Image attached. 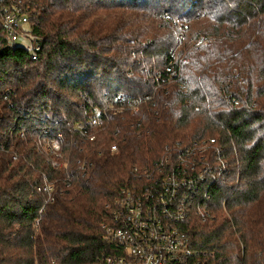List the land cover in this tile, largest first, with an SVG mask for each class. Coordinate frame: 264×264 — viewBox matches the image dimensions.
<instances>
[{
  "label": "trees",
  "instance_id": "1",
  "mask_svg": "<svg viewBox=\"0 0 264 264\" xmlns=\"http://www.w3.org/2000/svg\"><path fill=\"white\" fill-rule=\"evenodd\" d=\"M39 2L37 60L11 53L0 25V264H104L114 251L102 228L107 205L134 182L133 167L171 143L211 139L229 173L215 192L216 219L188 225L192 245L215 253L214 264H262L264 0ZM173 52L187 61L184 90L166 96L161 87L157 106H145L144 133L128 135L117 154L86 159L72 147L69 128L91 119L106 95L152 93L153 73ZM46 129L66 137L69 169L55 170L38 151ZM45 181L57 187L52 204L37 193Z\"/></svg>",
  "mask_w": 264,
  "mask_h": 264
},
{
  "label": "built area",
  "instance_id": "2",
  "mask_svg": "<svg viewBox=\"0 0 264 264\" xmlns=\"http://www.w3.org/2000/svg\"><path fill=\"white\" fill-rule=\"evenodd\" d=\"M45 11L39 0H0V25L9 38L11 53L22 50L34 61L38 59L42 45L32 30L33 25L41 23ZM187 29L184 25L179 40L184 39ZM180 54L171 53L164 59L165 67L153 73L152 93L137 98L125 94L106 95L104 105L95 109L91 119L69 128L72 147L85 153L86 159L117 154L128 135L144 133L148 128L143 125L147 114L145 106L156 101L161 87H165L166 96L171 90H184L180 83L181 67L187 61ZM156 106L157 102L153 107ZM135 116L136 121L127 122ZM119 117L122 121L117 123L115 118ZM20 136L24 138L25 133ZM98 142V147L88 149ZM65 144L63 133L54 135L46 129L37 149L46 155L55 170H67L73 154ZM1 150L5 152L4 147ZM13 160H18L17 154ZM82 164L86 170L87 161ZM131 172L134 182L107 205L109 221L102 228L105 240L114 251L104 257V264H214L215 253L193 247L188 225L216 219L215 192L226 182L229 173L228 160L216 141L171 143L157 159L137 164ZM57 192L56 184L49 181L37 188V193L43 194L48 204L55 202ZM38 223L37 219L36 227Z\"/></svg>",
  "mask_w": 264,
  "mask_h": 264
}]
</instances>
